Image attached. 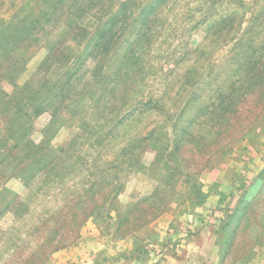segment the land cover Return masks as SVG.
I'll return each instance as SVG.
<instances>
[{
    "label": "rangeland",
    "instance_id": "1",
    "mask_svg": "<svg viewBox=\"0 0 264 264\" xmlns=\"http://www.w3.org/2000/svg\"><path fill=\"white\" fill-rule=\"evenodd\" d=\"M0 264H264V0H0Z\"/></svg>",
    "mask_w": 264,
    "mask_h": 264
}]
</instances>
